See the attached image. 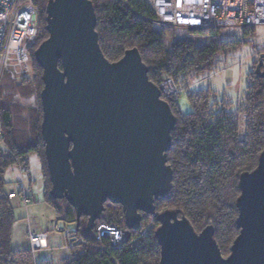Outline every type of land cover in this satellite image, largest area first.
<instances>
[{"label": "water", "instance_id": "water-1", "mask_svg": "<svg viewBox=\"0 0 264 264\" xmlns=\"http://www.w3.org/2000/svg\"><path fill=\"white\" fill-rule=\"evenodd\" d=\"M47 39L34 59L42 70L41 135L50 195L65 200L91 232L106 204L120 206L125 226L144 216L158 224L159 264H264V152L239 177L238 236L223 257L213 226L197 233L185 217L154 203L172 189L167 154L176 118L137 49L109 62L99 45L90 0H49ZM264 63V55L261 56Z\"/></svg>", "mask_w": 264, "mask_h": 264}, {"label": "trees", "instance_id": "trees-1", "mask_svg": "<svg viewBox=\"0 0 264 264\" xmlns=\"http://www.w3.org/2000/svg\"><path fill=\"white\" fill-rule=\"evenodd\" d=\"M48 1L34 0V4L39 11L40 6L46 8ZM90 1L96 12V32L105 58L114 63L121 60L126 51L137 49L148 69L149 80L158 88L163 75L182 87L188 79L197 81L218 67L219 56L242 52L245 46L254 41L253 28L245 31L246 43L218 39L211 29L188 30L186 39L177 40L174 31L160 28L155 13L144 0ZM38 15L41 25L31 59L36 77L34 86L40 98L44 85L42 70L34 59V53L48 34L45 9ZM254 60L255 77L248 78L246 93L234 111H231L227 101L228 105L224 100L222 104L216 103L214 95L208 90H199L195 94L196 89L193 88L183 94L193 109L187 116L181 115L178 109L181 96L170 99L162 97L176 118V126L171 135V150L167 154L168 165L173 172L172 189L165 198L155 201L156 212H177L179 217H185L190 222L197 233L213 226L214 238L223 257L224 247L230 250L239 234L235 224L238 217L236 200L240 196L239 177L245 172H252L264 152V63L261 58ZM190 69H194L195 73L191 74ZM28 84L19 85L5 79L0 86V134L4 147L0 149V264H38L33 261L31 251L16 252L12 249L14 215L5 190L6 171L17 166L23 173H28V158L36 154L51 190L41 135V107L38 113L30 111L25 123L15 121L14 117V90H21ZM240 115L245 117L241 124ZM50 190H45V203L52 208L56 217L76 220L74 209L65 200L54 199ZM59 202L63 203V207L58 206ZM102 216L97 222L126 229L125 221L121 225L115 224L118 219H123V211L120 215L106 209ZM86 229L87 218H82L78 222L77 233L86 235L85 243L68 251L71 257L63 264H159L160 248L155 238L157 229L133 243L132 239L139 235V231H130L129 243L121 248L110 247L106 239L100 245L93 238V230L87 233ZM101 246L104 249L101 250Z\"/></svg>", "mask_w": 264, "mask_h": 264}, {"label": "built area", "instance_id": "built-area-1", "mask_svg": "<svg viewBox=\"0 0 264 264\" xmlns=\"http://www.w3.org/2000/svg\"><path fill=\"white\" fill-rule=\"evenodd\" d=\"M128 1V0H123ZM151 7L158 23L175 29H211L218 39L245 42V31L253 28L254 41L250 47L253 58L264 55V0H144ZM40 20L34 0H0V86L7 79L15 84H28L34 78L31 51L36 45ZM241 58L238 65L243 66ZM228 69L224 68L223 72ZM209 75L206 81H209ZM188 79L185 86L163 75L159 90L165 99L178 98L201 82ZM165 101V100H164ZM240 124L245 117L240 115ZM243 127V124H242ZM2 135L0 134V142ZM21 172L22 170L19 169ZM33 191L21 181L19 191L8 194L10 201L20 200L26 210L34 204ZM155 218V217H154ZM63 225L64 228H60ZM78 222L57 217L54 230L62 239L63 251H70L84 245L85 234L77 233ZM93 238L102 245L121 248L130 241V233L103 222H97ZM144 231L143 236L147 233ZM143 236L136 238L135 242ZM32 252L48 248L47 233L29 232L27 235ZM104 249L103 246L100 248Z\"/></svg>", "mask_w": 264, "mask_h": 264}, {"label": "rangeland", "instance_id": "rangeland-1", "mask_svg": "<svg viewBox=\"0 0 264 264\" xmlns=\"http://www.w3.org/2000/svg\"><path fill=\"white\" fill-rule=\"evenodd\" d=\"M42 8L43 6H40L38 13H41L45 9V6L43 9ZM40 18L42 19L41 14ZM160 28L167 31H174V38L177 40L187 38V29H175L170 26L162 25H160ZM249 45L251 46L252 44ZM249 45L245 46L242 52H231L219 56L218 67L210 74L207 73L204 77L198 78L197 83H201L200 86H195V94L199 90H208L214 95L215 98H213V100L216 101V103L222 104L223 100L224 102L227 101L231 105V111H234L237 108L238 101L246 93L248 78H254L256 74L255 58L252 56ZM154 58H156V56L153 57V59ZM241 58L245 59L243 66L238 65ZM224 68H227L228 70L223 72ZM189 72L194 74L195 70L190 69ZM261 73H263L262 70ZM209 75H211V78L209 81H206ZM35 79L36 77L33 79V83L23 86L21 90H14L15 93L12 107L14 109L15 121L19 123H21V121L24 123L28 121L30 111H36V113L40 111L41 104L39 92L34 86ZM194 82L196 83V81ZM31 91L32 94L30 95ZM23 95H27V97L25 98ZM188 99H190V97ZM228 103L225 105H228ZM178 109L183 116H187L193 112L190 103L183 95L178 99ZM3 148L4 147L0 142V149ZM4 181L6 184L5 190L7 195L12 192L17 193L22 181L25 187H30L32 189L34 197V204L29 206L27 210L20 200L10 201L14 215V224L11 231L12 249L21 252L25 250L31 251L33 261L38 264L43 262H49L50 264H63V262L71 257V255H69V252L59 249L62 246V239L56 234V232H54L57 225V217L52 208L45 203V190H50V184L47 176L44 177L43 167L39 156L36 154H31L29 156L28 173L21 172L17 166L9 168L5 173ZM58 206L63 207V203L59 202ZM105 208L113 213L118 212L120 215L122 214L120 206L106 204ZM156 214L159 213L156 212ZM106 217L107 214L104 215V218ZM144 220V215L142 214V222L138 230L139 235L132 239V243L136 241V238L143 236L145 230L152 234V232L158 228L154 216H147V219ZM122 221H124V217L123 219H118L115 224L121 225ZM59 227L64 228L63 225H59ZM123 230L130 232L127 228ZM29 232L47 233L49 235L48 248L39 249L33 253L27 239ZM223 252L225 257L228 256L230 253L229 248L227 246L224 247Z\"/></svg>", "mask_w": 264, "mask_h": 264}, {"label": "crops", "instance_id": "crops-1", "mask_svg": "<svg viewBox=\"0 0 264 264\" xmlns=\"http://www.w3.org/2000/svg\"><path fill=\"white\" fill-rule=\"evenodd\" d=\"M38 233V232H37ZM29 250H25V251H22V252H28ZM16 252H21V251H16Z\"/></svg>", "mask_w": 264, "mask_h": 264}]
</instances>
